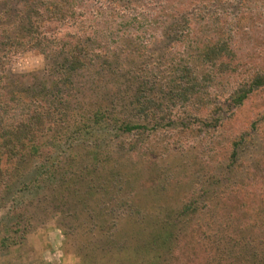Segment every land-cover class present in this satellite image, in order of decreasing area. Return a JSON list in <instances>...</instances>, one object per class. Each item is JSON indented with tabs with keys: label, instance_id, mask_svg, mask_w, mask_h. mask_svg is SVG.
<instances>
[{
	"label": "rangeland",
	"instance_id": "rangeland-1",
	"mask_svg": "<svg viewBox=\"0 0 264 264\" xmlns=\"http://www.w3.org/2000/svg\"><path fill=\"white\" fill-rule=\"evenodd\" d=\"M32 24L40 45L20 47ZM262 76L264 0H0V134L36 130L0 135V264H99L100 240L141 235L140 208L192 200L159 264H217L206 246L229 220L264 235ZM105 107L115 120H97Z\"/></svg>",
	"mask_w": 264,
	"mask_h": 264
},
{
	"label": "trees",
	"instance_id": "trees-1",
	"mask_svg": "<svg viewBox=\"0 0 264 264\" xmlns=\"http://www.w3.org/2000/svg\"><path fill=\"white\" fill-rule=\"evenodd\" d=\"M59 5H53L52 8L47 9V11L50 14H60V8H58ZM36 27L32 24L31 25V31H29L28 36L26 38V42L22 43L20 47H27L28 49H33L35 46H38L41 43L39 40L36 38L37 35L36 33ZM24 45V46H23ZM48 47H45L44 49H47ZM47 51V50H46ZM76 61L72 62L71 68L78 71L80 68H85L88 67L87 64H84L79 60L78 58H75ZM253 88L261 87L264 86V76L262 77H257L254 82L251 85ZM243 91V90H242ZM251 90H246L243 92H240L239 94H236L232 97V104L234 106H241L245 100L249 97L251 94ZM16 99V98H15ZM138 98H134L132 101L129 103H124L122 106V111L125 110L124 108L127 109H134L135 111L137 110V107L140 105L139 101L137 100ZM14 100V99H13ZM1 103V101H0ZM112 106V105H111ZM110 106V107H111ZM8 107V108H7ZM12 108V105L4 104V106H0V123L6 125V123H10L12 119H10V112L9 110ZM109 107H105L104 110H99L98 111V118L97 120H115V115L114 113H117V111L113 110V112H108ZM145 108L140 109L141 112H144ZM137 113V112H136ZM109 114V115H108ZM110 117V118H109ZM33 118V117H32ZM30 118V119H32ZM7 119V120H6ZM117 119H119L117 117ZM61 121V126L62 123H66L62 118H59ZM54 124V128L60 127V122ZM7 121V122H5ZM117 121V120H116ZM121 121H124L121 119ZM130 121V120H129ZM5 122V123H3ZM88 124V120L85 122V128ZM122 129L128 130L129 132L133 131L134 129H138L139 126L137 124H132L128 123V121H124V123H121ZM83 128V127H82ZM44 130V128H42ZM85 131V130H83ZM15 132L16 134H19L20 137H24L28 139L29 137L35 138L36 136H31L33 133L30 132H36V130H31L30 128H22L21 131H14L12 130L11 132H4L0 134L2 137L6 138L7 135L12 134ZM87 135L91 134V132H81V134ZM79 135V133H78ZM23 141V140H22ZM8 144V143H7ZM39 189V187H38ZM93 191V190H92ZM91 191V192H92ZM197 202L196 200L189 201L185 204L180 209L177 210H169L165 212H160L158 210H155L153 212L149 211L148 213L146 212L145 209L142 210L140 208V213H143V224L142 230H141V235H137L136 238L132 236L130 241H127V245L120 248V246H111L113 236H107L105 242L100 240V248H106L108 251L105 249L101 252H99L96 256V261L99 264H104L103 260L105 259V254L109 256L113 252V257L114 258H119L121 255L128 256L130 258H134L135 261H137V264H159L162 261V258L165 256V251L169 253H172L173 251V244L175 245L176 243H179V230H181V226L185 223L190 222V218L195 215V211L198 208V206H195ZM213 210V209H212ZM214 211V210H213ZM148 218L150 220H148ZM236 217H233V219ZM230 221V220H229ZM227 225V229L222 230V235L221 238L223 242H218L217 244L214 242V240H210V244L206 246V248L213 249L215 245L216 254L215 261L217 264H264V235L261 234L260 237L258 238H252L250 235H245L243 231H240L242 233L239 234L240 232L236 231H230L229 227L235 224V220H231L229 224ZM178 230V234L177 231ZM237 230V229H235ZM103 232V231H102ZM232 234H231V233ZM132 235V234H131ZM108 246H110L111 250H109ZM97 249H99L97 247ZM169 253V254H170ZM220 257V258H218ZM226 259H222V258ZM241 257V261L239 262V258ZM85 260H89L93 262L95 259L93 256H85ZM164 260V258H163ZM220 260V261H219Z\"/></svg>",
	"mask_w": 264,
	"mask_h": 264
}]
</instances>
